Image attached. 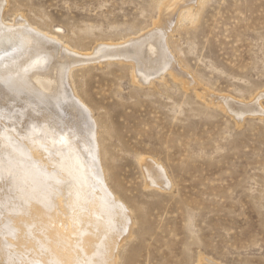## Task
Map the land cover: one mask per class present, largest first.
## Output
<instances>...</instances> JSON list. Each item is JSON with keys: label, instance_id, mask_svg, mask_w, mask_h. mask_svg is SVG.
<instances>
[{"label": "rangeland", "instance_id": "obj_1", "mask_svg": "<svg viewBox=\"0 0 264 264\" xmlns=\"http://www.w3.org/2000/svg\"><path fill=\"white\" fill-rule=\"evenodd\" d=\"M0 24L71 54L69 89L127 221L113 264H264V0H0ZM148 35L166 54L151 77L96 53Z\"/></svg>", "mask_w": 264, "mask_h": 264}, {"label": "bare ground", "instance_id": "obj_2", "mask_svg": "<svg viewBox=\"0 0 264 264\" xmlns=\"http://www.w3.org/2000/svg\"><path fill=\"white\" fill-rule=\"evenodd\" d=\"M2 30L15 41L0 50L3 264H113L114 237L127 221L101 184L95 128L69 89L71 54L63 49L60 55L55 40L27 26L0 24ZM150 38L99 47L96 53L128 55L148 77L166 65V54L150 46ZM36 137L45 142L46 154L33 145ZM5 209L12 212L8 219L1 216Z\"/></svg>", "mask_w": 264, "mask_h": 264}]
</instances>
